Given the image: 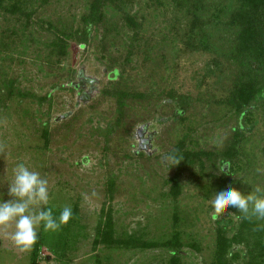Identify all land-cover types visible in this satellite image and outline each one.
Instances as JSON below:
<instances>
[{
  "label": "rangeland",
  "instance_id": "rangeland-1",
  "mask_svg": "<svg viewBox=\"0 0 264 264\" xmlns=\"http://www.w3.org/2000/svg\"><path fill=\"white\" fill-rule=\"evenodd\" d=\"M42 1L20 0L14 14V1L0 5V198H8L13 171L24 163L48 180L47 207L57 217L65 206L75 209L58 230H37L45 239L37 264H170L172 251L163 245L175 233L180 264H212L217 230L229 239L239 222L229 210L212 219L208 201L222 169L235 167L229 179L245 194L264 188V109H251L256 123L248 126L226 104L240 71L234 53L235 62L213 50L179 54L184 47L169 41L170 28L188 35L190 18L172 0H103L111 17L105 26L83 22L93 0ZM126 15L143 23L135 42ZM198 16L204 28L207 14ZM56 37L65 40L63 56L51 46ZM146 40L154 47L150 55L143 50ZM225 42L213 44L226 51L231 46ZM157 53L163 61L154 60ZM145 56L153 60L142 63ZM214 59L220 67L212 66ZM8 81L15 93L31 96L8 98ZM122 92L130 96L119 99ZM184 136L185 149L199 156L180 170V194L170 198L176 171L169 153ZM12 230L0 231V264H29L32 248H15ZM107 231L121 242H105Z\"/></svg>",
  "mask_w": 264,
  "mask_h": 264
},
{
  "label": "trees",
  "instance_id": "trees-1",
  "mask_svg": "<svg viewBox=\"0 0 264 264\" xmlns=\"http://www.w3.org/2000/svg\"><path fill=\"white\" fill-rule=\"evenodd\" d=\"M5 0H0V5L4 3ZM18 1V0H12ZM20 1V0H19ZM15 2L13 6L9 8V11L14 13L21 11L20 2ZM152 3V5H156V0H148ZM158 3L161 0H157ZM174 7L177 9L179 13L184 12V15L190 18L188 28L186 29L187 34H184L183 37H179L176 25L170 28L173 33L170 36L171 42L177 43L179 42L183 45L184 48L179 49V54L182 52L187 55V52L194 53H202L207 54L212 51L217 53H222L226 58L230 61L235 62L232 59V53L236 58V63L238 64L240 71L239 74L236 73L238 81L234 85L233 89L230 92V95L226 99V104L234 110L235 113L239 114V117L244 119V123L248 126H254L256 121L252 118L251 109L254 110H263L264 109V0H172ZM233 2L235 6L230 5V2ZM43 3H47L48 0H43ZM103 0H93L89 5V12L86 17L83 18V22L91 23L93 26H97L99 24H110V16L106 9H103ZM124 4L129 5L132 3V0H124ZM154 7V6H153ZM6 10V9H5ZM210 12V13H209ZM199 13L207 14V20L205 22V26L201 24V19L199 18ZM135 17V16H134ZM147 16L142 15L141 19L144 22ZM165 21V20H164ZM125 22L131 28L135 29V35L133 38L134 42L139 39L138 31H141V25L143 23L137 24L135 19L129 17V15L125 16ZM113 24V23H112ZM209 25V28L207 27ZM88 26L85 27V34L82 37L83 40L88 38ZM91 26V25H90ZM89 26V27H90ZM105 26V25H104ZM113 26V25H112ZM206 27L208 28L207 32L205 31ZM210 27H213L209 32ZM137 29V30H136ZM111 30V29H110ZM151 30H153L151 28ZM111 32V31H107ZM162 32V30L160 31ZM195 33V35H193ZM162 34V33H160ZM218 36V37H217ZM174 38V39H173ZM166 40V39H162ZM215 42H223L226 40L227 42L223 43V46L226 44L227 46H231L230 48H226V51L223 49L216 48ZM148 40L143 41L144 53L146 55H150V52H153V45L147 43ZM151 41V40H150ZM166 41H163V43ZM53 50L56 51L58 56H63L66 53V43L60 37H56L54 41L51 43ZM146 44V45H145ZM83 43L80 44V47H83ZM187 51V52H186ZM181 52V53H180ZM132 54V51L129 52ZM128 54L129 56H131ZM127 55V56H128ZM125 57V61L129 62V57ZM146 59L148 58L145 56ZM160 58L161 61L164 60V55L156 54L154 56V60ZM153 58L150 56V59L146 61L142 59V63H147L152 61ZM212 66L217 68L221 66V62L217 60H212ZM253 67V69H249ZM248 69V71H247ZM114 73L119 75V72L116 69L111 71V74L114 76ZM212 73L211 70L207 71V74ZM213 74V73H212ZM115 78V77H114ZM7 89L8 98L12 96H16L20 99L29 98L31 95L19 93L18 91L15 93L14 91V83L13 81H8L5 85ZM121 96L119 99H123L125 96L129 97L130 95L120 93ZM170 100L174 99V95L172 91L167 93ZM33 97V96H32ZM47 97H43L45 100ZM42 98L40 100H43ZM262 102L261 105L259 104ZM223 102H221L222 104ZM120 106L123 108L124 103L120 100ZM120 107V108H121ZM263 107V108H262ZM180 111L179 114H181ZM60 119V117L58 118ZM120 118H117L116 125L118 124ZM114 128V127H113ZM244 133V132H243ZM42 138L44 140V145L48 144V136L49 132L47 130L42 131ZM184 136L179 143L174 146V149L169 153L170 158L175 161V175L173 178L169 179L170 189L168 195L170 198H175L180 194L181 188L178 181L177 175L180 170L187 165V163H191L195 160L196 156H199V153H190L185 149L184 144L186 143ZM235 148V147H234ZM142 154V152H141ZM140 154V155H141ZM228 156V155H227ZM177 161H180L177 165ZM200 167H202V163L200 162ZM233 166H228L227 170L222 169L221 179L219 181V187L222 186L226 182L234 183L229 178L234 171ZM237 182L235 181V184ZM110 183H108L109 185ZM107 185V186H108ZM113 188V187H111ZM108 192L112 193V190H108ZM75 211V209H73ZM226 210L234 213L235 218L239 221L238 227L234 235L231 238L227 239L225 234H223V230L219 229L216 232L215 240H214V255L215 260L212 264H235L236 261L240 259H244L247 257V261L242 262V264H264V227H258L259 225H264V220H257L254 216H250L249 218H244L243 214L237 212L235 208H226L223 210L221 214L224 216H228ZM216 215L212 216V219L216 218ZM107 220L112 223V217L108 216ZM108 231L103 235V240L105 242L120 243L121 240L117 239L116 241L112 239ZM99 234V233H97ZM38 241L32 247L30 252V263L29 264H37L39 259V249L41 246H44L45 239H43L42 235L38 233ZM102 240V241H103ZM66 245V243L64 242ZM244 246V251L237 250V246ZM67 246V245H66ZM166 249H169L171 252L170 264H180V239L178 233H175L173 237L163 245ZM160 246L145 243V248H158Z\"/></svg>",
  "mask_w": 264,
  "mask_h": 264
},
{
  "label": "clouds",
  "instance_id": "clouds-1",
  "mask_svg": "<svg viewBox=\"0 0 264 264\" xmlns=\"http://www.w3.org/2000/svg\"><path fill=\"white\" fill-rule=\"evenodd\" d=\"M223 170H227V166ZM7 197L0 198V231L12 227L9 239L22 252L29 251L37 243V230L41 226L45 231H56L73 216L71 206L63 207L58 217L47 207L50 200L48 180L24 163L16 165L13 179L7 185ZM208 202L217 217L224 209L235 208L244 218L254 216L264 220V188L260 186L245 194L226 182L212 193Z\"/></svg>",
  "mask_w": 264,
  "mask_h": 264
},
{
  "label": "flooded vegetation",
  "instance_id": "flooded-vegetation-1",
  "mask_svg": "<svg viewBox=\"0 0 264 264\" xmlns=\"http://www.w3.org/2000/svg\"><path fill=\"white\" fill-rule=\"evenodd\" d=\"M78 87H79V86H77V88H78ZM148 140H149V139L145 140L146 142H144V143L146 144V143L148 142ZM142 147H143V145H142ZM142 147H141V148H142ZM141 148H140V149H141ZM143 152H145V151H143Z\"/></svg>",
  "mask_w": 264,
  "mask_h": 264
},
{
  "label": "water",
  "instance_id": "water-1",
  "mask_svg": "<svg viewBox=\"0 0 264 264\" xmlns=\"http://www.w3.org/2000/svg\"><path fill=\"white\" fill-rule=\"evenodd\" d=\"M142 143V142H141ZM141 148V147H140Z\"/></svg>",
  "mask_w": 264,
  "mask_h": 264
}]
</instances>
